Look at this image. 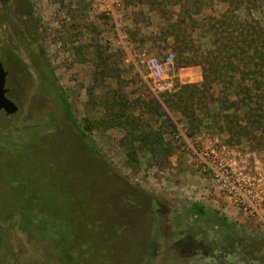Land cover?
<instances>
[{"label": "rangeland", "instance_id": "374dc122", "mask_svg": "<svg viewBox=\"0 0 264 264\" xmlns=\"http://www.w3.org/2000/svg\"><path fill=\"white\" fill-rule=\"evenodd\" d=\"M27 1L0 0V61L7 95L18 106L13 115L0 112V224L7 240L0 244V264H65L64 258L66 264H187L175 230H190L199 245L216 247L220 234L208 220L214 212L244 239H264L256 220L226 213V200L201 167L208 148L246 174H263L264 100L258 102L261 94L251 85L254 74L242 85L252 88L248 113L231 107L249 98L227 91L229 85L207 71L210 40L202 39L189 63L191 55L181 54L165 33L178 6L169 18V6L161 7L164 13L156 9L159 0H119V6L110 0ZM227 8L212 0L202 16L219 18ZM238 14L244 18V9ZM251 16L264 27V3ZM141 53L164 63L170 58L164 75L174 89H154L137 59ZM49 69L80 125L91 126L94 146L61 118L53 92L43 88ZM177 94L188 100L177 105ZM229 130L255 135L238 140ZM145 133L162 138L155 154L133 141ZM160 206L164 211L153 215ZM193 206L207 217L197 219ZM37 208L45 232L49 226L63 232L62 242L30 240L15 225L33 221Z\"/></svg>", "mask_w": 264, "mask_h": 264}, {"label": "trees", "instance_id": "16d2710c", "mask_svg": "<svg viewBox=\"0 0 264 264\" xmlns=\"http://www.w3.org/2000/svg\"><path fill=\"white\" fill-rule=\"evenodd\" d=\"M25 1L28 3L27 0ZM155 1L156 0H150L149 4L154 5L153 3ZM218 1L228 4V8L219 18L213 17L212 15L202 16V11L210 6L212 0H159L156 2L155 7L160 13H164L165 11L160 10L161 7L165 5L169 6L171 9L166 12L169 18L176 15V13H174L175 8L176 6L179 7L176 20L167 26L165 33L173 38L175 47L177 50H180L181 54L191 55L187 58L189 63H194L196 61V55L200 54L203 45L201 44L202 39L206 38L210 40L209 45H211L212 51L208 52L211 59L207 62V65L211 66V69H207V71L211 70V73L215 74L218 83L229 85V88H225L227 91L232 90L236 96H238L239 93L240 99L249 98L246 101H241L239 105L237 104V98H235L237 100H233L229 103L231 107L237 110H245L246 113H248L249 103L253 101V98L249 96L252 88L246 86V92L242 85L250 81L251 74H254V77L252 76L251 79V85L261 94V96L258 95L257 97L259 98L258 102L260 103L262 99L264 100V96H262L264 95V27L259 20L251 16L253 10L260 9V7L263 6L264 0H262V5L258 2H253V7H249V0ZM240 9H244L245 11L244 18L240 17L238 14ZM197 64L204 65L205 61H201L200 64L197 62ZM226 75L228 76V80L224 81V76ZM237 75L239 76L238 78H236ZM205 80H207L206 75ZM43 84L44 89H50L53 92L61 118L68 122L82 137L94 146L92 140L88 138L87 135V131L90 130L91 126L89 124L85 126L80 125L78 119L73 114L67 94L58 84L54 73L50 69L44 72ZM204 84L205 83L202 85ZM190 86L192 85L189 84L185 86V88ZM204 86L206 89L210 88V85ZM181 94L175 96L177 105L184 104L185 101L188 100ZM223 94L224 93H222L221 96H224ZM223 99L227 101L226 97ZM225 101L221 102V104ZM228 132L232 137L238 140L255 135V132L250 133L249 131L229 130ZM135 140L140 141V143L144 145H150V150L153 154L157 152L153 145H162V138L156 133H145L139 136L135 135L133 141ZM16 182L19 183V181ZM191 210L197 219L205 218L208 215L201 206H193ZM33 211L32 213L35 214H33V221L30 220V218H26L27 220H23V224L15 221V225L30 240H45V238H48L50 241L51 238L58 237L57 240L62 242L63 239H61V237L63 236V232H61L60 236L53 229L54 227L49 226L50 230L47 231L48 235L45 232V220L42 217V211L38 208L33 209ZM9 220L11 219L9 218ZM208 220L212 222V229L220 234L216 247L207 246V248H205L196 243L195 235L189 228V232H178L175 230L177 241L175 246L180 254L182 253L187 256V264H264V239L258 236L244 239L239 233L228 227L224 219L220 218L218 212H214L210 215ZM51 224L54 225L53 222H51ZM66 228L69 230L70 226L68 225ZM5 229L6 228L0 224V244L4 246L7 245ZM39 230L44 232H39ZM45 234L49 237H45ZM82 245L83 244H81L80 247H82ZM54 246L57 248L59 245ZM52 249L59 255L57 250L54 248ZM0 254L1 261H4L2 250ZM60 257H62V259L64 258L63 256ZM66 259L64 258L65 264Z\"/></svg>", "mask_w": 264, "mask_h": 264}, {"label": "built area", "instance_id": "2783aa9c", "mask_svg": "<svg viewBox=\"0 0 264 264\" xmlns=\"http://www.w3.org/2000/svg\"><path fill=\"white\" fill-rule=\"evenodd\" d=\"M110 1L111 4L120 5L119 0ZM137 59L149 70L156 91L165 92L175 88V84L164 75V66L170 62V58H166L164 63L156 58L146 59L145 54L141 53L137 55ZM201 167L203 172L212 178L226 201L264 226V176L246 174L239 167L236 169L233 161L208 148L202 152Z\"/></svg>", "mask_w": 264, "mask_h": 264}, {"label": "water", "instance_id": "95a60500", "mask_svg": "<svg viewBox=\"0 0 264 264\" xmlns=\"http://www.w3.org/2000/svg\"><path fill=\"white\" fill-rule=\"evenodd\" d=\"M7 72L4 69L2 62L0 61V112H3L5 115H13L18 111V106L16 103L9 98L7 95L6 84Z\"/></svg>", "mask_w": 264, "mask_h": 264}, {"label": "crops", "instance_id": "0c3cea01", "mask_svg": "<svg viewBox=\"0 0 264 264\" xmlns=\"http://www.w3.org/2000/svg\"><path fill=\"white\" fill-rule=\"evenodd\" d=\"M253 169L256 170L257 166L255 165ZM261 173L264 174V168L262 169ZM263 174H262V176H263ZM227 202L226 201H225V203L223 202L224 203V209H225L226 213H228L234 219H238V221H241V222H246V221L250 222L252 220H255V219H252V218L246 216L243 212L239 211L238 209L233 207L232 204H230L229 202L227 203ZM257 224H259L260 230H264V226H262L260 223H257Z\"/></svg>", "mask_w": 264, "mask_h": 264}, {"label": "flooded vegetation", "instance_id": "af4514ba", "mask_svg": "<svg viewBox=\"0 0 264 264\" xmlns=\"http://www.w3.org/2000/svg\"><path fill=\"white\" fill-rule=\"evenodd\" d=\"M155 210V211H154ZM153 210V212H151L153 215L155 214V213H159V212H162V211H164V207L163 206H160V207H158V208H155Z\"/></svg>", "mask_w": 264, "mask_h": 264}]
</instances>
